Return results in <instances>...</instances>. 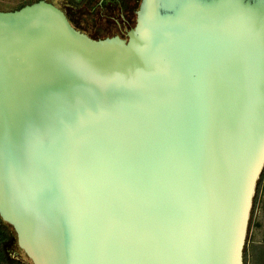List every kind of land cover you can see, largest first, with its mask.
<instances>
[{
    "label": "water",
    "instance_id": "water-1",
    "mask_svg": "<svg viewBox=\"0 0 264 264\" xmlns=\"http://www.w3.org/2000/svg\"><path fill=\"white\" fill-rule=\"evenodd\" d=\"M264 165V0H141L126 40L0 11V216L33 264H243Z\"/></svg>",
    "mask_w": 264,
    "mask_h": 264
},
{
    "label": "rangeland",
    "instance_id": "rangeland-1",
    "mask_svg": "<svg viewBox=\"0 0 264 264\" xmlns=\"http://www.w3.org/2000/svg\"><path fill=\"white\" fill-rule=\"evenodd\" d=\"M46 1V0H45ZM97 0H93V3H96ZM38 2V0H0V11L1 12H10L19 10L20 8L30 5L32 3ZM47 2V1H46ZM52 4V3H50ZM53 5V4H52ZM130 7V11L132 14L134 10L137 9L136 13L138 12L141 0H129L128 3ZM58 8V7H56ZM59 9V8H58ZM61 10V9H59ZM64 15V14H63ZM137 15V14H136ZM65 17L66 22L72 27L74 30L79 31L80 33L86 35L92 40H102L105 38L113 37L110 32L105 34L93 33V30L90 26H72L69 20ZM137 18V17H136ZM86 20V18H84ZM83 25V23H82ZM89 27L90 29L88 30ZM135 27V21L132 20L128 27V32L126 35H122L120 38L126 40L128 38V34L131 29ZM106 27L104 23L99 27L98 31H106ZM86 32L91 33V35L85 34ZM259 187V191L257 192V197L255 200V205L251 207V213L249 218V223L247 227V233L245 237V244L244 249L246 253L243 252L242 260L243 264H253L252 263V254L251 249L253 248V243L258 241L257 243L264 244V165L260 171V174L256 180L255 190ZM256 193V192H255ZM254 199V196H253ZM254 201H252L253 204ZM253 208V209H252ZM5 221V220H4ZM7 231L8 234L11 236L10 239L6 240L1 244L0 250L2 251L3 255L1 256V260L4 264H18L20 260L28 261L27 264H33L32 259L28 256L26 251L20 246L17 232L14 226L6 221ZM20 259V260H19ZM14 260V261H13Z\"/></svg>",
    "mask_w": 264,
    "mask_h": 264
},
{
    "label": "flooded vegetation",
    "instance_id": "flooded-vegetation-1",
    "mask_svg": "<svg viewBox=\"0 0 264 264\" xmlns=\"http://www.w3.org/2000/svg\"><path fill=\"white\" fill-rule=\"evenodd\" d=\"M46 1L61 9L60 11L66 16L72 26H90L93 33L105 34L110 32L113 36L121 37L128 32L131 21L134 20L135 24L137 21V9L130 14L129 0H97L96 3H93V0ZM103 23L107 30L100 33L101 31H98V29ZM87 28L88 30L90 29L89 27ZM85 34L91 35V33L86 31ZM10 237L9 235V239ZM27 262L26 260H20L18 264H27Z\"/></svg>",
    "mask_w": 264,
    "mask_h": 264
},
{
    "label": "trees",
    "instance_id": "trees-1",
    "mask_svg": "<svg viewBox=\"0 0 264 264\" xmlns=\"http://www.w3.org/2000/svg\"><path fill=\"white\" fill-rule=\"evenodd\" d=\"M259 191V187L256 188L255 192L254 193V199H253V204L252 206L255 205V200H256V197H257V192ZM253 209V208H252ZM251 213V212H250ZM6 221H4L2 219V217L0 216V246L1 244H3V242H5L6 240L9 239V234H8V231H7V225H6ZM8 224V223H7ZM263 249H264V246H263ZM243 252L246 253V250L243 249ZM3 255L2 251L0 250V264H4L3 261L1 260V256Z\"/></svg>",
    "mask_w": 264,
    "mask_h": 264
},
{
    "label": "crops",
    "instance_id": "crops-1",
    "mask_svg": "<svg viewBox=\"0 0 264 264\" xmlns=\"http://www.w3.org/2000/svg\"><path fill=\"white\" fill-rule=\"evenodd\" d=\"M258 241L253 243V248L251 249L252 254V263L253 264H264V244L257 243Z\"/></svg>",
    "mask_w": 264,
    "mask_h": 264
}]
</instances>
